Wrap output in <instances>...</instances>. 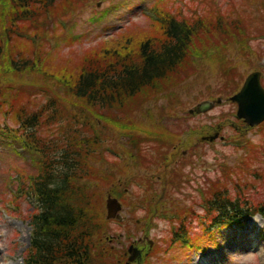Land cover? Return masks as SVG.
Listing matches in <instances>:
<instances>
[{
	"label": "rangeland",
	"instance_id": "1",
	"mask_svg": "<svg viewBox=\"0 0 264 264\" xmlns=\"http://www.w3.org/2000/svg\"><path fill=\"white\" fill-rule=\"evenodd\" d=\"M79 1L74 12L70 4L65 6L69 10L61 13L63 20H54L53 24V20L45 17L48 23L57 26L56 30L47 31L43 40L52 54V63L59 67L76 66L84 52L109 40L116 42L123 34L141 38L152 33L154 21L159 19L155 7L186 18L206 13L209 20L220 19L225 23L217 18L221 14L229 25L235 20L233 26L246 29L248 44L244 51L232 41L222 55H217L221 60L205 58L187 65L179 72L182 79L177 84L173 83L163 96L146 102L140 111L131 115L142 128H164L177 135L174 148H163L169 151L167 166L165 160L158 162L160 167H142L126 156L113 157L106 152L98 159L87 154L85 166L91 177L89 181L84 180L88 186L90 184V205L104 224L107 222L108 240L104 241V246L110 247L107 253L112 263L193 264L201 260L203 264H264V218L253 215L244 217L236 225L210 227L215 213L206 206L217 184L221 189L225 187L232 197L241 195L254 204L264 200V122L253 127L244 124L236 117V103L229 99L254 70L262 72L264 86V0ZM224 28L228 29L226 23ZM68 32L73 35L71 43L64 42ZM37 77L24 75L15 83L28 87L30 94L24 95L23 101L30 99L32 109L44 104L50 94L42 90L36 94L30 83ZM232 78L236 81L232 82ZM234 83L238 85L232 91ZM4 86L5 83L1 88ZM55 94L61 98L59 102L73 103L71 96L62 90ZM216 98L221 101L210 111L188 114L198 102ZM82 108L80 116L85 119L88 110L85 106ZM6 111H0V126L14 127L16 123L11 112ZM147 113H151L154 121L144 117ZM94 123L105 137L102 145L109 144L123 154L128 148L127 133L102 126L103 121L95 120ZM48 131L47 134L59 135L52 129ZM202 135L207 137L202 139ZM248 142L252 145L246 147ZM255 168L263 175L255 174ZM36 172L27 153L5 144L0 138V264H23L30 240L29 214L33 207L23 192L14 198L13 191L21 183L19 180L27 185L29 177ZM137 180L143 184L135 182ZM213 183L217 184L211 188ZM237 189H241L239 194ZM108 196L116 197L119 202V220L105 219ZM140 200H146L152 211L144 204L137 205ZM134 203L140 207L135 209ZM163 214L174 219L169 220ZM179 225L183 229L180 230ZM203 227L209 229L212 239L201 240L198 248L190 246L194 244L192 236L200 233ZM130 247L140 249L142 256L129 260Z\"/></svg>",
	"mask_w": 264,
	"mask_h": 264
},
{
	"label": "trees",
	"instance_id": "2",
	"mask_svg": "<svg viewBox=\"0 0 264 264\" xmlns=\"http://www.w3.org/2000/svg\"><path fill=\"white\" fill-rule=\"evenodd\" d=\"M79 3V0H0V111L11 112L16 123L14 127L0 126V138L27 153L37 168L27 185L19 180L21 183L13 191L14 198L23 192L33 207L24 264H113L107 253L110 247L104 246L108 240L107 222L104 224L90 205L87 181L91 175L85 160L87 154L100 159L101 153L107 152L101 142L105 137L94 121H103L102 126L127 133L125 154L137 165L160 167L158 162L165 160L167 166L168 153L162 148L175 144L174 131L165 129L160 138L156 135L158 131L142 128L131 115L146 102L163 96L173 83L177 84L182 79L179 72L187 65L222 55L232 41L244 51L248 48L246 29L233 26L235 20L229 25L221 14L217 17L228 25L227 29L220 19L209 20L206 13L186 18L155 7L159 19L154 21L152 33L141 38L123 34L116 42L109 40L84 52L76 66L59 67L52 63L43 37L50 29H57L49 20L53 24L63 20L61 13L69 10L65 6L70 4L74 12ZM67 35L64 42L71 43L73 35L69 32ZM28 74L38 76L30 83L36 94L40 90L50 92L47 101L36 109L31 108L29 97V102L23 101V96L30 94L28 87L16 85L18 79ZM3 83L5 86L1 88ZM234 84L232 91L238 85ZM58 90L71 96L73 103L59 102L60 97L55 94ZM82 106L88 110L85 119L80 116ZM144 117L155 119L151 113ZM49 129L59 135L47 134ZM153 139L160 144L154 148L156 153L148 147ZM253 172L263 175L257 168ZM218 185L211 190L206 204L215 213L210 227L236 225L244 217L257 214L264 217V200L254 204L241 195L232 197L225 187L221 189ZM237 191L239 194L241 189ZM203 197L206 198V193ZM138 202L137 205L144 204L152 211L146 200ZM133 205L135 209L139 207ZM180 228L183 229L181 225ZM208 230L203 227L205 235H193L194 244L189 245L198 248L201 240H211L212 233L208 234Z\"/></svg>",
	"mask_w": 264,
	"mask_h": 264
},
{
	"label": "water",
	"instance_id": "3",
	"mask_svg": "<svg viewBox=\"0 0 264 264\" xmlns=\"http://www.w3.org/2000/svg\"><path fill=\"white\" fill-rule=\"evenodd\" d=\"M261 72L252 71L244 79L239 90L230 96V100L237 105L236 116L239 119L250 126H256L264 121V88L261 85ZM221 101L220 98L215 100H203L198 102L189 110V113H205L211 110L215 104ZM120 205L116 198L108 196L106 200V218L117 217V211ZM129 252L133 251V254L129 257V260L134 259L138 255L136 248L128 249Z\"/></svg>",
	"mask_w": 264,
	"mask_h": 264
},
{
	"label": "bare ground",
	"instance_id": "4",
	"mask_svg": "<svg viewBox=\"0 0 264 264\" xmlns=\"http://www.w3.org/2000/svg\"><path fill=\"white\" fill-rule=\"evenodd\" d=\"M140 207V206H139ZM197 236H204V233H203V231H202V228H201V230H200V233H197L196 234ZM193 264H203L202 262H201V260H197V261H195Z\"/></svg>",
	"mask_w": 264,
	"mask_h": 264
},
{
	"label": "flooded vegetation",
	"instance_id": "5",
	"mask_svg": "<svg viewBox=\"0 0 264 264\" xmlns=\"http://www.w3.org/2000/svg\"><path fill=\"white\" fill-rule=\"evenodd\" d=\"M141 251V250H140ZM142 256V253L140 252V257Z\"/></svg>",
	"mask_w": 264,
	"mask_h": 264
}]
</instances>
